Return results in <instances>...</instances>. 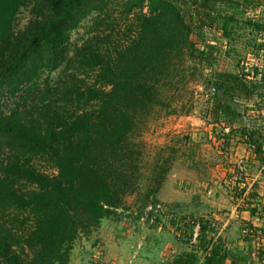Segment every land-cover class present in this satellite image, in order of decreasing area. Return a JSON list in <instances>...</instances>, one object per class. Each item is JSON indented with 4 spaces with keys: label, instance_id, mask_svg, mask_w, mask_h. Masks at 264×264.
Here are the masks:
<instances>
[{
    "label": "trees",
    "instance_id": "trees-1",
    "mask_svg": "<svg viewBox=\"0 0 264 264\" xmlns=\"http://www.w3.org/2000/svg\"><path fill=\"white\" fill-rule=\"evenodd\" d=\"M113 1L0 0V104L12 99L10 107L0 105V264H68L81 237L120 216L126 199L137 205L142 175L136 135L154 114L181 113L194 82L189 79L211 70L216 48H199L204 30L218 28L229 39L235 28L245 29L254 50L264 53V17L244 18L263 6L259 0H120L121 31L107 9ZM27 5L32 17L16 31ZM94 14L95 34L72 44V33ZM246 65L236 74L214 71L205 80L213 92L209 114L213 125L230 132L246 120L235 133L262 164L264 124L255 120L263 107L253 102L242 113L235 108L238 101L264 97V66ZM165 164L153 166L156 176L140 216L158 203ZM190 219L199 227L202 264H247L248 257L230 251L208 220ZM262 221L257 230L264 234ZM255 258L264 264V241ZM197 259L189 254L172 264Z\"/></svg>",
    "mask_w": 264,
    "mask_h": 264
},
{
    "label": "rangeland",
    "instance_id": "rangeland-1",
    "mask_svg": "<svg viewBox=\"0 0 264 264\" xmlns=\"http://www.w3.org/2000/svg\"><path fill=\"white\" fill-rule=\"evenodd\" d=\"M259 1L263 6L255 12L247 10L245 19L264 17V0ZM119 4L120 0H114L107 7L116 31L124 28V23L118 20ZM31 17V7L27 5L17 16L15 30H22ZM95 17L96 14L90 16L72 33V44L81 45L95 34ZM195 40L192 38L193 42ZM202 40L204 43L199 44V48H216V62L211 70L204 69L199 77L189 79L194 82L184 97L185 111L154 114L136 135L142 175L137 205L134 199H126L117 210L120 216L103 220L96 232L81 237L71 251L68 264H172L179 256L189 254H195L196 264H202L205 254L197 248L195 237L198 225L193 226L190 217L193 223L208 220L230 251L247 256V264H260L255 254L264 241V234L257 230L263 226L264 219V162L256 160L235 133L246 120L233 124L232 132L227 125L212 124L209 113L213 107V92L205 80L214 71L236 74L246 64V68L248 64L264 66V53L254 50L251 34L239 27L229 39L222 38L218 28L206 29ZM57 76V72L53 73L50 79ZM259 93L264 96V89ZM11 102L12 99L4 97L0 105L8 108ZM253 102L264 110L263 97L262 101L236 102V111L242 113ZM255 121L262 126L264 113ZM163 161L167 162L163 165L167 172L156 196L158 203L145 208L156 211V220L145 222L141 220L145 210L140 216L139 206L151 184L150 179L156 176L153 166ZM41 170L53 173L50 169ZM250 217H254L255 222ZM259 224L261 227L257 226Z\"/></svg>",
    "mask_w": 264,
    "mask_h": 264
},
{
    "label": "built area",
    "instance_id": "built-area-1",
    "mask_svg": "<svg viewBox=\"0 0 264 264\" xmlns=\"http://www.w3.org/2000/svg\"><path fill=\"white\" fill-rule=\"evenodd\" d=\"M226 132H228V130H225ZM156 212L155 210H149V211H146L145 210V214L144 216L141 218V220H144L145 222H148L149 223H153L154 220H156L155 218V213ZM199 228V227H198ZM198 228L196 229V234H195V237H197V231H198Z\"/></svg>",
    "mask_w": 264,
    "mask_h": 264
},
{
    "label": "crops",
    "instance_id": "crops-1",
    "mask_svg": "<svg viewBox=\"0 0 264 264\" xmlns=\"http://www.w3.org/2000/svg\"><path fill=\"white\" fill-rule=\"evenodd\" d=\"M250 220H252V222H255V221H253V220H254V217H250ZM257 226L261 227V225H260V224H259V225H257Z\"/></svg>",
    "mask_w": 264,
    "mask_h": 264
}]
</instances>
